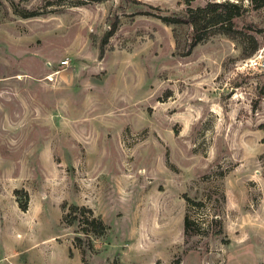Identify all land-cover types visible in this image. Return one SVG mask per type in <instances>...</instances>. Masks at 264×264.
Segmentation results:
<instances>
[{
	"label": "rangeland",
	"instance_id": "1",
	"mask_svg": "<svg viewBox=\"0 0 264 264\" xmlns=\"http://www.w3.org/2000/svg\"><path fill=\"white\" fill-rule=\"evenodd\" d=\"M239 2L186 52L158 15L186 0H0V264H264V4Z\"/></svg>",
	"mask_w": 264,
	"mask_h": 264
},
{
	"label": "trees",
	"instance_id": "2",
	"mask_svg": "<svg viewBox=\"0 0 264 264\" xmlns=\"http://www.w3.org/2000/svg\"><path fill=\"white\" fill-rule=\"evenodd\" d=\"M188 3L187 10L181 14H170L158 12V15L166 22H188L192 26L191 34L188 39V49H191L202 39L208 37L212 33L221 31L230 36L236 37L242 32V28L239 27L234 17L243 12L244 6L239 0H208L204 4L193 5L192 0H186ZM258 4H264V0H256ZM144 12H150V10L142 8ZM117 24L114 22L109 29L106 30L101 52L104 51V45L108 37L115 31ZM180 38H178V43ZM257 43L254 44L256 49ZM24 205L25 203L21 204ZM67 206V202L63 203V207ZM63 219L69 223L78 221L79 232L84 233L89 237L99 236L106 233L110 227V224L105 220L102 214L95 212L94 208L87 204H79L76 202H70L68 209L64 210ZM185 228L190 226L189 213L185 214ZM76 238L83 237L82 234H77ZM181 258L177 256L170 264H180ZM129 264V263H123ZM156 264H163L159 259Z\"/></svg>",
	"mask_w": 264,
	"mask_h": 264
},
{
	"label": "built area",
	"instance_id": "3",
	"mask_svg": "<svg viewBox=\"0 0 264 264\" xmlns=\"http://www.w3.org/2000/svg\"><path fill=\"white\" fill-rule=\"evenodd\" d=\"M63 61L68 62L69 58H64ZM248 61L252 66L264 68V55L262 53H255L254 55L249 57Z\"/></svg>",
	"mask_w": 264,
	"mask_h": 264
}]
</instances>
